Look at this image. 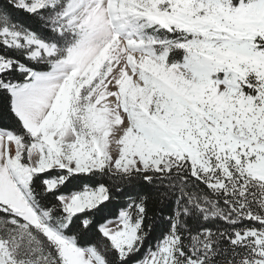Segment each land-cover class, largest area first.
<instances>
[{
	"label": "snow or ice",
	"instance_id": "obj_1",
	"mask_svg": "<svg viewBox=\"0 0 264 264\" xmlns=\"http://www.w3.org/2000/svg\"><path fill=\"white\" fill-rule=\"evenodd\" d=\"M0 264H264V0H0Z\"/></svg>",
	"mask_w": 264,
	"mask_h": 264
}]
</instances>
